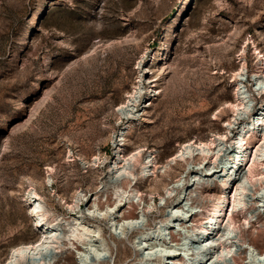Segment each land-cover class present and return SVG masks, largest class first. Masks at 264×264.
I'll use <instances>...</instances> for the list:
<instances>
[{
	"label": "rangeland",
	"instance_id": "rangeland-1",
	"mask_svg": "<svg viewBox=\"0 0 264 264\" xmlns=\"http://www.w3.org/2000/svg\"><path fill=\"white\" fill-rule=\"evenodd\" d=\"M244 46L247 68L241 78L250 111L242 117L248 119L264 99L255 78L258 58L264 62V0H0V263L13 246L38 238L25 201L31 189L29 179H34L49 216L69 222L80 218L96 231L92 249L100 257L94 251L85 261L86 252L74 245L63 264H100L103 260L104 264L130 260L129 264H135L140 261L136 250L144 256L153 254L149 264H200L197 226L207 221V209L224 192L225 182L218 175L228 173L234 149L219 157L217 170L202 172L192 163L188 176L185 168L175 165L163 173L180 144L208 141L233 122L235 113L228 102H237L233 73L242 66ZM142 60L148 71L165 63L168 69L160 81L146 84L141 102L146 110H140L125 131V152L142 146L146 149L143 158L153 153L158 169L136 183L143 192L140 204L135 199L132 209L126 203L111 213L116 219L133 213L138 226L114 228L108 221L110 214L88 216V208L114 157V134L125 128L127 120L117 109L131 90ZM236 133L234 127L231 135ZM99 153L101 162L96 166L87 167L82 161L92 162ZM248 159L242 167L245 173ZM196 172L206 173L208 180L203 178L198 186L193 177ZM49 174L52 182H47ZM182 176L180 184L187 187L186 193L178 192L177 206L172 197L165 203L162 185ZM157 184L160 195L156 193L151 201L149 191ZM81 190L93 197L82 209L73 210L74 193ZM191 195L200 215L185 220L177 215L169 226L164 225L176 210L189 209L187 201H180ZM254 196H259V220L250 216L254 207L250 202L249 211L236 212L235 246L215 264H237L239 255L246 257L239 264H264L257 260L261 252L240 238L241 231L246 238L258 235L264 249L260 233L264 230V189ZM105 201L104 197V211ZM246 217L253 227L245 222ZM180 219L186 221L183 226ZM155 226L156 234L142 233ZM195 226L185 246V232ZM139 227L144 229L138 231ZM185 247H192L191 251L187 253ZM171 249L176 255L166 253L164 262L154 261L162 250ZM52 256L49 250L39 260Z\"/></svg>",
	"mask_w": 264,
	"mask_h": 264
},
{
	"label": "bare ground",
	"instance_id": "bare-ground-1",
	"mask_svg": "<svg viewBox=\"0 0 264 264\" xmlns=\"http://www.w3.org/2000/svg\"><path fill=\"white\" fill-rule=\"evenodd\" d=\"M246 46L243 47L241 52L242 66L237 72L233 73L237 102H228V106L235 113L233 122L226 124V129L213 134L211 139L208 141L200 140L197 142L190 140L186 143L180 144L178 150L170 157V160L166 164L163 173L167 174L173 168L172 165H175L185 168L187 172L185 176H188L192 170L190 167L192 163L197 165V170H201L202 172H211L214 168L217 170V162L219 157L223 155V153L227 152L230 148L234 149V154L232 156V160L230 161L231 163L229 165L228 173L225 175H218V177H222V184L225 182L224 192L221 194L222 196H218L211 204L210 209H207V221L204 224H201V226L196 225L199 227V232L195 234V243L198 249L197 255H199L201 259L200 264H215V262L218 263L223 260L225 256L231 254L233 247L235 246V240L232 234L237 229V220L234 217L236 212H240L244 209L249 211V207L247 209V206L250 202L252 205H254V207H252L250 216L257 217L256 219L259 220L261 214L260 210H258L256 207L259 202V196L255 197L254 195L257 194L261 189H264V99H262L261 105L256 110V112L250 115L251 118L247 115V118L249 117L250 119H245L246 117H242L243 113L248 114L247 112L250 111V105L247 99L248 90H245L246 86L243 83V78H241L247 68V62L244 57L246 53ZM254 49L256 54L260 53L257 51L256 47ZM143 63L144 60L140 61L136 80L131 90L127 93L125 99L118 106L117 110L119 111V114L124 116V119H126L127 122L125 128L122 129V132H117L114 134V157L108 165L105 181L100 185L99 189L95 193L92 203L93 205L88 208V211L90 212L88 216L92 215L101 218L104 217V215L110 214L107 216L108 221L114 228L118 225L121 227L126 225V227L130 226L132 228L138 226V217L133 213H129L128 217L124 216L125 214L120 215L117 217V219L112 217L111 213L115 212V209L126 203H128V207L132 209L135 199H137L140 204V202L143 200V192L136 186V183L144 176L154 174L158 169L157 157L151 153L150 155L143 158V153L146 149L142 148V146L133 148L131 152H125L127 147L126 145H128V139L125 137L124 133L131 127L132 122L135 121L137 115L140 114V110H146L145 106H141V102L146 97V90L148 89L146 84L148 82L157 83L160 81L163 77V74L168 69V66L165 63L162 66L156 67L155 70L150 69L148 71L145 69ZM257 65L258 70L255 71L256 84L261 86L262 93L264 94L263 60L258 58ZM154 95H156V93ZM47 98L48 96H46L39 105L44 104ZM241 118H243L242 121H239ZM234 127L237 128V133L231 135ZM248 138L256 141L251 143L249 142ZM247 157L249 159L251 158V162L249 165L246 163L248 165V172L246 171L245 173L242 167L244 165V160ZM82 161H84V164L87 167L96 166L101 162V153L93 158L92 162L91 160L89 161L85 158ZM208 166L211 167L209 168ZM50 170L48 169L47 171L50 172ZM216 172L217 171H214V173ZM206 176V173L202 175L196 172L193 176L195 178L194 182L196 181V184L199 186L201 185V182H203V178L204 180H208ZM183 177L184 176L170 185H162V190H164L165 195H162L161 199L165 200V203L169 197H172L174 200L172 202L173 205L177 206L178 203H176V199L178 192L179 195L182 193L185 194L187 189L184 183L180 184ZM29 180L31 189L28 191L25 201L29 203L30 215L36 228L39 230L38 238L32 242L20 243L13 246L9 250L5 260L0 264H63L62 262L69 255L70 247L74 245L75 249L78 251L82 249L86 252L84 255H82L85 261H88L90 253L94 251L96 255L100 257L101 253L97 252L95 249H92L94 240L92 237L96 231L90 226L83 224L80 218H76L72 222H69L59 216L55 218L53 216H49V209L47 208L46 202L37 189V182L34 179ZM227 180L228 182H226ZM52 181L53 177L51 174H49L47 182ZM158 188L159 185L157 184L149 191L151 201L154 200L156 193L160 195ZM229 188L230 193L227 195ZM251 188H254L253 193L251 194L252 199H250L251 201H248L246 196H249L248 193L249 190H252ZM87 194L88 193H83L82 190L74 193V204L71 205V209H82V204L84 202H89L93 197V195ZM104 197L106 198V211H104L105 209L102 207V200ZM183 200L189 203V209L185 210L182 208V210H176V215L174 214L173 216H168L165 219L167 221L164 225L169 226L171 224L172 217L177 215H180L181 218L185 220L188 217L191 218L196 213L199 214L202 212L195 210L196 206L192 205L194 203V197L192 195L188 196L186 199L183 198L180 203ZM175 206L173 208H175ZM183 210H185V212H183ZM102 212L104 213L102 214ZM84 216H86V214ZM183 219H180L182 226L186 222ZM248 219L249 218L246 217L245 222L248 223L250 227H253V222ZM165 220H160V222L164 223ZM196 226L186 230V235L184 236L186 240L185 246L188 245L187 236L191 235L195 228H197ZM136 229L139 231L143 230L144 228L139 227ZM157 232H159L158 226L151 228L149 227L142 231V233L152 235L156 234ZM241 232L240 238L242 241L245 244H248L250 247H253L261 252L259 253V258L257 259L258 262H264V249L260 246V239L258 238V235L246 238L243 237ZM260 233L264 234V230ZM179 235L182 236V233ZM120 243L125 244L124 239H120ZM153 247L154 246H151L150 248L152 249ZM117 248L118 247L116 244V250H118ZM185 248L186 249L184 250L189 253L191 251H189V249L192 247ZM49 250H53V256L49 259L44 258L39 260V258ZM135 252L136 256L140 259V261L136 262L135 264H149V262L153 263V254L149 253L147 254V257L144 256L143 253L140 254L138 250ZM166 253L176 255L175 250H162L159 254L161 259H155L154 261L157 262L160 260L164 262L166 260ZM244 253L246 254V251H244ZM245 258V256L243 258L241 255H239L237 264L241 262V259ZM175 259L178 260V258ZM130 262L131 260L126 264H129ZM101 263L104 264L105 260H103Z\"/></svg>",
	"mask_w": 264,
	"mask_h": 264
}]
</instances>
